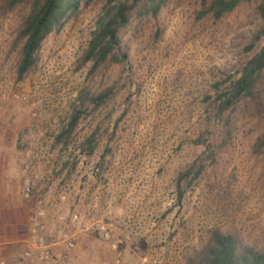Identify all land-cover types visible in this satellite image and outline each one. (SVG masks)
Wrapping results in <instances>:
<instances>
[{
	"label": "rangeland",
	"instance_id": "obj_1",
	"mask_svg": "<svg viewBox=\"0 0 264 264\" xmlns=\"http://www.w3.org/2000/svg\"><path fill=\"white\" fill-rule=\"evenodd\" d=\"M37 1L21 0L10 11L0 0V132L7 143H18L24 166L38 163L50 171L53 159L31 152H81L86 136L99 128L98 148L109 155L89 161L82 172L101 176L102 186L107 174L114 197L127 195L136 213L121 234L125 264H205L217 232L263 251L264 72L255 100L243 98L225 112L218 103L264 47V36L256 39L264 27L263 0L244 2L219 20L208 13L214 0H155L162 3L156 17L143 14L149 0L130 2L116 53L126 59H110L96 72L83 59L109 0H77L21 80L20 34ZM110 89L102 108L84 106ZM76 111L83 116L74 142L58 145ZM95 228L77 239L71 264L113 263Z\"/></svg>",
	"mask_w": 264,
	"mask_h": 264
},
{
	"label": "trees",
	"instance_id": "obj_2",
	"mask_svg": "<svg viewBox=\"0 0 264 264\" xmlns=\"http://www.w3.org/2000/svg\"><path fill=\"white\" fill-rule=\"evenodd\" d=\"M66 0H41L37 1L31 15L27 18L21 31L20 41L23 42L21 60L19 64V78L24 79L37 64V53L41 50L45 40L55 31L60 30L66 17V12L75 5L77 0H69L65 8ZM91 3L93 0H87ZM252 0H214L210 3L208 13H212L219 20L232 13L244 2ZM134 4L138 0H109L105 15L101 18L97 32L90 43L84 56V64L94 63L93 72H96L105 63L112 59L113 63H123L126 56L119 58L117 51L122 50L120 38L121 29L129 22L133 9L128 3ZM9 10L13 11L21 0H7ZM150 5L143 10L144 15L157 16L161 11L162 3L156 4L155 0H149ZM260 12L264 22V0L260 6ZM264 36V27L257 40ZM251 46L250 49H253ZM264 72V47L250 60L241 72V77L232 83L230 89L219 95L218 103L222 112L228 111L243 98L256 99V92ZM112 89L105 93L86 99L98 110L105 106L112 97ZM83 113L76 111L69 124L58 135V145L69 147L75 140L76 132L81 124ZM100 129L97 128L87 135L81 145L84 147L81 153L93 155L99 146ZM86 148V149H85ZM67 151V150H66ZM108 153V152H107ZM205 264H264V250L245 246L237 237L214 233L209 246L204 252Z\"/></svg>",
	"mask_w": 264,
	"mask_h": 264
},
{
	"label": "crops",
	"instance_id": "obj_3",
	"mask_svg": "<svg viewBox=\"0 0 264 264\" xmlns=\"http://www.w3.org/2000/svg\"><path fill=\"white\" fill-rule=\"evenodd\" d=\"M101 156L100 158L98 156ZM108 153L103 149L97 148L95 153L85 159L78 153L74 154L77 160L76 168L72 177L75 180L74 195L71 199L72 210L78 213L81 221L72 222L73 234L78 238L89 234L97 224L104 221H113L118 225L120 234L126 228V223L134 218L133 210L128 205V196L117 195L111 183L107 184V174H105V185L97 184V178H92L82 170L89 161L94 159L106 160ZM22 159V152L18 143L11 145L6 142V136L0 132V260L8 264H18L24 251V242L29 238L30 216L32 204L22 196L23 180L25 176V166ZM44 180L39 184V192L48 193L57 188L59 180L49 178L44 171ZM97 176V175H96ZM47 179H50L49 181ZM52 184L50 186L49 183ZM92 183L95 188L93 199L83 198L81 190L83 183ZM48 186H50L48 190ZM153 220V219H152ZM157 227V222H152V230ZM126 230V229H125Z\"/></svg>",
	"mask_w": 264,
	"mask_h": 264
},
{
	"label": "built area",
	"instance_id": "obj_4",
	"mask_svg": "<svg viewBox=\"0 0 264 264\" xmlns=\"http://www.w3.org/2000/svg\"><path fill=\"white\" fill-rule=\"evenodd\" d=\"M17 101H23L21 96ZM78 153L87 159L90 156L81 152L64 150L51 154L47 152H31L33 157L40 158L48 155L53 159V164L47 176L51 179L53 174H60L59 184L51 192H39V184L44 180V173L38 163L27 162L25 164V176L23 180L22 196L32 204L29 225V238L24 242V251L18 264H71L74 252L77 248L78 235L70 234L64 227L69 222L78 223L81 217L72 210L71 199L74 195L75 180L68 178ZM49 157V158H50ZM49 179V180H50ZM81 196L93 199L94 189L90 183H83ZM100 238L109 245L114 255L112 264H125V241L121 237L118 225L113 221L100 222L95 226ZM67 228V227H66ZM129 238L127 237V240ZM0 264H8L0 260ZM144 264H157L152 260H144Z\"/></svg>",
	"mask_w": 264,
	"mask_h": 264
}]
</instances>
